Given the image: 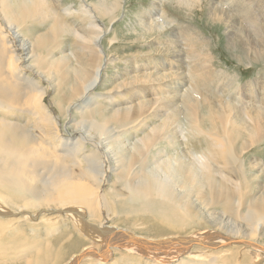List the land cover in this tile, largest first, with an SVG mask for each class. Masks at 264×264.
Returning <instances> with one entry per match:
<instances>
[{
	"label": "rangeland",
	"instance_id": "obj_1",
	"mask_svg": "<svg viewBox=\"0 0 264 264\" xmlns=\"http://www.w3.org/2000/svg\"><path fill=\"white\" fill-rule=\"evenodd\" d=\"M48 1L57 8V11L61 8V12L66 14L65 21L69 20L67 23L71 26L74 25L73 27H76L80 23L79 20L77 21L76 19H72V16L70 17L71 13L74 14L79 9V3L87 1L85 4L91 5V3L101 4L105 1L109 2L107 7L112 12L109 15L99 17L97 22L107 30L100 39V43L104 51V58L105 56L109 57L111 62L104 68L102 79L100 80L101 84L93 88L92 92L96 93V95L98 93L107 94V92H110L108 96L116 97L114 101L109 102L106 98H100L105 96L99 94L100 97L98 96L96 107L94 106L95 108H92V112L90 111L91 113L88 115L90 117H82L81 113H74L72 108H67L70 101L68 98L76 92L75 85L72 84V81L71 83L61 84L59 75H56L59 72L50 68L49 64L55 61L53 60L55 57L63 54L74 58L71 51L74 52V55H77L84 45H81L77 41L74 32L63 31V33L58 32V34L54 29L52 31V26L55 24L54 19L60 20L61 18H53L50 13L44 16L40 15L41 18L38 15L36 18L32 17L26 19V21H19L21 25H18L19 22L16 20L17 22L15 21V23L17 24L11 25V27L13 26L12 29L17 31L15 33L22 35V38L26 37L25 39L28 38L27 40L32 42L31 49H33L32 51L36 50V52L32 53L37 56V58L35 57L37 60L40 59L41 61V58H39L41 56L45 61L43 66L36 62V68L39 71L45 68L46 72L42 71V73L43 75L46 74L45 78L47 80L43 76L39 77L32 74L33 72L29 73V75H32L33 80L38 81V85L47 91L43 103L47 112L54 116L53 118L59 127V130L54 129L53 131L61 134L59 137L63 139V137L66 138V135L69 136L68 132L70 133L73 129L72 125H75L78 131L73 132V134L71 133L72 137L70 140L73 143L77 137L81 139L83 137L92 138V143L96 142L94 144L96 146L99 145V149L94 148L90 144L91 140L89 144H84L88 145L89 150L95 149L98 151V157L100 158L96 159V163L102 164V169H105L107 166L111 168L110 165L116 159L120 160L122 159V155L128 156L131 154L132 145L134 143L138 144V140H141L148 133L155 135L156 142H153L152 152L163 150V154L165 155L141 169H152L150 172L155 179L157 178L155 181L158 183V186L165 188L163 193L166 192L172 200L178 201L180 199L176 204H171L176 209V213H173L172 210H169L168 213L165 211V205H168L169 201L163 197L158 198L157 196H153L152 198H148L146 202H154V205L146 203L148 205V208H146L144 207L145 200H140V202H137L138 200L136 199L133 200L129 188L123 185L121 180H118L113 171L112 173L107 172L105 177H103L104 179L100 187L102 193L106 192V198L101 197L103 208L100 203L99 211L101 212H99L98 219H101L100 217L105 218L106 216L108 222L119 226V228H127L141 237L152 240L165 239L168 236H185L188 233L217 230L219 234L232 235L233 233L239 236H248L264 247V219L262 218L263 220H258L257 222H249L244 217L247 206L250 205L249 202L255 197L264 196V113L257 112L259 107L264 106V103L257 99V96H260L258 91L264 89V54H261V52H264V0H235L231 6L230 4L224 6L219 2L214 4L210 0ZM212 8L214 9L210 10ZM217 9L221 12L218 15H212V12ZM245 14H252L254 17L245 16ZM249 21H252L254 26H250L247 23ZM22 23H25L24 26ZM51 23L54 24L52 25ZM5 25H7L6 21L0 16V27L5 28ZM19 26L20 28L23 27L24 30L22 29V31ZM253 27H257V29L255 30ZM174 28L179 30V34L177 33L175 36L174 34L171 35ZM47 33L53 34L48 35ZM50 36L54 37V39L50 38ZM42 38H45L46 43L43 42ZM181 46L184 49L186 47L185 50L190 57L189 64L194 76V82L192 80L187 84L189 87L192 85L194 88V85H196L199 88L197 92L199 100L194 107L184 110L182 100L185 97L183 96L184 91L179 87L177 90L175 85H173L172 92L168 93V90L162 89L164 91L160 93H168L169 96H174L172 97L174 104L147 115L145 122L137 124V120L133 121V118H124L123 120V117L120 118V122L116 117L113 120L112 118H109L108 121L103 120L104 118H108L110 114H114L115 112L119 114L125 111L128 106H131L133 112H136L139 109L138 105H136L138 100L147 106L145 100L158 96V94L144 97L138 96V88L135 89L133 83H137L142 77L160 78L161 80L163 77H167L169 79L176 68L166 69L167 62L179 59L174 55V51L179 47L181 49ZM4 47L0 44V48ZM5 48L4 50L0 49V56L6 57L4 62L7 60ZM47 53H50L51 57ZM45 54L49 56L46 58ZM178 56L183 59V55ZM48 58L51 59L46 60ZM31 61L32 59L29 62ZM27 64L28 62L26 61L23 65ZM73 64L75 63L71 65ZM103 64L105 65L104 61ZM183 67L185 68L186 64ZM198 74L200 77H197ZM54 76L57 80L52 78ZM53 82L56 84L59 82L60 84L56 85ZM124 83H132L131 86L133 88H122L121 94H117L116 87ZM71 84L72 87L70 86ZM208 84H213L215 88L207 87ZM245 84H250L252 87L250 89L247 88L248 90L246 91ZM238 87L242 88L241 91L238 90ZM27 91L28 89L24 90V92ZM114 94L117 95L114 96ZM178 98H181L180 101ZM98 113H100V116L103 115V119H98ZM27 117L29 115H24L22 121ZM93 118L101 122V124H97ZM96 128H100L99 130L101 131ZM122 129L124 130L123 133L125 131L126 133L119 135ZM51 130L52 128L49 127L46 131L48 137H50V139H47L49 143L42 140L40 130L34 129L32 133L34 135L38 134V137L35 136V139H41L42 141L39 140V143H43L45 147L51 146V149L55 152L53 155L56 156L58 152L60 154L62 151H60L61 146L59 148L57 146L54 147L56 143L53 137L51 138L53 136L50 133ZM117 130L119 131L116 132ZM96 139L98 140L96 141ZM224 139H226V143L222 148ZM109 140H111V144L109 143L104 146L105 142ZM168 142L170 146H168ZM67 146H63L64 150L67 149ZM68 147H71L67 149L70 151L68 155L73 160L75 159V164L77 163L76 166H78L73 168V172L82 175L84 174L83 170L91 166L93 169H89L95 174V171H97L96 163L92 161L88 164L87 160L82 156L83 151L80 149L74 150L72 146ZM210 147L222 148L221 155L219 156L222 165V168H219L220 170L212 168V159L208 153V151L212 150ZM55 148L58 151L57 153ZM95 153L93 154L95 155ZM85 154H88V152H85ZM91 154L88 157L92 158ZM53 155L50 157L51 160L54 158ZM181 158H183V161L190 159L189 162L194 163L198 174L212 172V176L216 180L222 179L223 176L228 178L226 194L230 198L229 202L226 203L224 201L223 194L216 196L217 199L210 198V196L202 199L198 196L200 200L197 202V196L193 188L188 183H184L182 177L180 178L176 175L174 168L173 170L167 169L168 165L176 167L177 164L175 165L174 162L176 159ZM166 159L167 161L163 162ZM47 161L49 160L47 159ZM57 161L62 162L63 165H57V162L55 164V161H51V165H44L42 167L46 166L45 168L39 169L38 177L41 182L39 181V184H36L38 189L43 190L44 187H48L51 180L53 182L54 176L57 173L63 171L64 174L66 169L71 165L69 160L61 161V159H57ZM134 163L135 161L131 160L129 166H133ZM67 171L73 173L71 170ZM82 178L81 183H86L89 180V184L95 185V177L90 180L83 175ZM41 184L46 185L42 186ZM212 184L214 188L219 186L217 182ZM114 191L124 196H117L114 199L109 196L111 200L110 207L112 209L108 213L105 200L108 197V192L113 193ZM169 191L172 193V196L169 194ZM0 193L4 195L7 193V190L0 186ZM237 195L241 198H239L240 202L236 201ZM181 200H186V204H182ZM242 200L244 201L242 202ZM142 201L143 203H141ZM1 202L3 201L0 198ZM259 202L263 203L260 198ZM29 211L34 212L35 208L29 209ZM53 215L55 214H40L39 218L50 219L55 217ZM56 217L55 220H52L57 221L56 225L50 224L52 223L50 219L38 225L37 228L43 225H46L48 228H56L57 226L60 228L62 223L63 225L61 226L64 227L67 219L64 214H56ZM94 218L96 219V217ZM90 219V221H95L92 218ZM251 223L255 224L252 226ZM22 225V228L28 231L27 226ZM33 233L44 240L56 239L58 237V234L47 235L43 229H35ZM62 234V239H65V242L68 241L70 232L66 229V235H64V232ZM251 234L254 236H250ZM22 239L23 241H27L29 238L26 235H22ZM163 241L171 242L167 239ZM82 243V240L79 241V245L76 248L80 247ZM6 246H9L12 257H17L10 264H26L25 259L19 258L21 255L20 242L16 240L15 243L11 244L8 239L4 238L0 242V249L2 250ZM9 249H6L5 253L9 252ZM116 252H120V250ZM126 254L131 255L129 253ZM66 256L61 259V263L57 262L59 257L53 256L50 264H62L63 261L68 262L70 255L67 253ZM110 258L104 264H143L140 259L129 256L122 257L121 254L117 259L114 254ZM127 258H130L128 262ZM263 258V252L253 255L252 247L245 244H231L216 249L194 245L193 251L188 256L183 253L179 261L188 260L190 263L184 261L186 264H264ZM79 264L98 263L94 259L89 258L83 259Z\"/></svg>",
	"mask_w": 264,
	"mask_h": 264
},
{
	"label": "bare ground",
	"instance_id": "obj_2",
	"mask_svg": "<svg viewBox=\"0 0 264 264\" xmlns=\"http://www.w3.org/2000/svg\"><path fill=\"white\" fill-rule=\"evenodd\" d=\"M210 1L213 2L214 4L219 2L222 3L224 6L227 4H230L231 6L235 0H210ZM85 3L82 2L79 3L80 6L79 9L76 10L74 14L71 13L70 17L72 16V19H76L77 21L79 20L80 22L79 25H77L78 27L77 26L73 27L74 25L71 26L69 23H67L69 20L67 22L65 21L66 14L61 12V8L59 11H57V8L54 5H51V3L48 0H16L14 2L12 0H0V16L7 23V25H5V28L0 27V44L5 47L7 46V48L4 47L6 49L5 51H6L7 60L4 62L6 57L4 58L0 56V186L7 190V193L4 195L0 193V198L3 201L0 203V242L4 238L8 239L9 243L11 244L15 243L16 240L20 242L21 255L19 256V258L25 259L26 264H50L51 258L53 256L59 257L57 262L61 263L62 261L61 259H63L67 253L70 255L68 262L63 261L62 264H79L83 259H89V258L94 259L98 264H104L112 254L115 255L116 259L120 254L122 257L129 256L135 259H140L143 264H186L185 262L190 263L188 260H184L185 262L182 260L179 261L183 253H185V255L188 256L193 251L194 245L199 246L197 244L190 243V241L199 240L198 238H200L202 234L205 235L204 233L206 234H211L213 232L218 233L217 230H213L211 232H209L208 230L199 233H188L185 236H178V235L168 236L165 239L171 241L169 242V241H163L165 239L152 240V239L144 238L135 234L134 232H132L127 228L126 229H123V227L119 228V226L111 222H108V218L106 216L105 218L100 217L101 219H98L99 212H101L99 211L100 203L101 206L103 205L102 204L103 201L101 197L104 198L106 195V192L102 193V191L100 190L101 184L103 182L102 180L104 179L103 177H105V174L107 172L112 173V171L116 174L118 180H121L122 184L125 185L127 188H129L133 200L136 199L138 200L137 202H140V200L143 201L145 200L144 207L148 208V205L146 203H150L151 205H154V202H146L148 198H152L153 196H157L158 198L163 197L168 199L169 201L168 205L167 204L165 205V211L168 213L169 210H172L173 213H176L175 212L176 209L171 204H176L180 199L178 201L177 200L175 201V199L172 200L171 197L166 194V192L163 193L165 188L163 186H158V183L155 181L157 178L155 179L152 176L153 174H151L150 172V170L152 169L149 170H146L147 168L144 170L141 169L147 164H151V162H155L165 155L163 154L164 152L163 150H155L154 152H152L153 142H156L154 137L155 135L148 133L141 140H138L139 141L138 144L134 143L132 145L131 154H129L128 156L122 155L121 156L122 159L120 160L116 159L114 162L112 161L113 163L112 165H110L111 168L107 166L105 169H102L101 168L102 164L99 165V163L98 164L96 163V159L100 158L98 157V151H96L95 149L89 150L87 147L88 145L84 144V143L89 144L91 140L90 144L94 148L99 149L98 147L99 145L97 144L98 146H96L94 144L96 142L92 143L93 141L92 138L83 137V139H81L80 137H77L73 143V141L70 140V138L72 137L71 135L73 134V132L78 131L75 125H72L73 129L70 131V133L68 132L69 136L65 134L66 135L65 137L68 139L64 137L63 139H60L59 136L61 134H58L57 131L56 132L53 131L54 129L59 130V127L55 119L53 118L54 116L49 114L47 112V109H45L43 100L45 99L47 91L46 89H43L42 86L40 87L38 85V81L33 80L32 75L31 76L29 75V73L33 72L32 74L38 75L39 77L43 76L45 78L46 74L43 75L42 73V71H45V68L43 70L41 68L42 71H39L36 68L37 67L36 62L37 64L43 66L45 64V61L44 59H42L43 57L41 56L39 57L41 58V61L40 59L38 60L36 59L37 56L34 53H32V52H36V50L32 51L33 49H31L32 42H30V40H27L28 38L25 39L26 38L25 36H24L25 38H22L21 37L22 35H20L19 33H15L17 31L12 29L13 26L11 27V25L17 24L15 23L16 20L18 22L19 21L21 22L23 20L26 21V19L32 17L36 18L38 15L44 16L50 13L53 18H58V17L61 18L60 20L54 19L55 24L51 23L52 25L54 24L52 26V31L54 29L57 33L58 32L63 33V31L74 32L76 37L75 36L73 37L77 38V41L81 45H84L77 55H74V52L71 51L75 59L69 57V55L63 54L55 57L53 59L55 61L49 64L50 68H52L54 71L59 72V74L56 73V75H59L61 84L62 83L66 84L67 82L71 83L72 81V84L75 85L76 92L73 94V96L68 98L70 101L67 105V108L69 109L72 108L74 113L75 112L81 113L82 117H90L88 115L92 112L91 109L92 108L94 109L96 107L95 105L98 103L99 94L105 96V97L99 96L100 98H106L109 102L115 100L116 97L113 98L108 96L110 92H107V94L98 93V95L92 92L93 88L101 84L100 80L102 79L104 68H106L105 66L111 62L109 57L105 56L104 58V51L100 43L101 42L100 39L104 36L107 30L104 28V26H101V24L97 22V19L99 17L109 15L112 11L107 7V4L109 3L108 1H105L104 3L101 4L91 3V5ZM214 8L210 10H213ZM220 12L221 11L217 9L212 12V15H218ZM41 16L39 18H41ZM245 16L254 17V15L252 14H245ZM20 22L18 25H21ZM247 23H249L250 26H254L252 24L253 23L252 21H249ZM253 28L255 30L257 29V27H253ZM20 29L22 30L23 27ZM49 31L51 32V30ZM178 32L179 30L174 28L171 35L174 34L175 36ZM41 35L43 36V34ZM50 38L54 39V37L51 36ZM34 39L36 40V38ZM43 42L46 43L45 38L43 39ZM4 48H0V49L4 50ZM185 49L182 46L181 49L179 47L176 51H174V55H176L179 59L167 62L166 69L172 67L176 68L169 79L167 77H163L162 80L160 78L142 77L141 80H139L137 83H133V85H135V89L138 88L137 95L140 97H144L152 94L154 95L158 94V96H154L151 99L145 100L147 106L145 104L140 103V101L138 100L136 105H138L139 109L136 112H133L131 106H128V108L125 109V111H122L119 114L115 112L114 114H110L108 118H104V119L102 118L103 115L100 116V113H98L97 115L98 119L100 118L103 119L104 121H108L109 118H112L113 120L114 117H116L117 119H119L120 122V118L123 117V120L124 118L125 119L133 118V121L137 120L136 122L137 124L140 122H145L147 120L146 118L147 115H150L162 109L163 107H168L174 104L172 100V97L174 96L168 95L169 92H172L173 85H175V88H177V90L179 87L184 91L183 96L185 97L182 99L184 110L185 109L188 110L189 108L194 107L199 100L197 98L198 95L197 92L199 91V88L196 85H194V88L192 87V85H190L189 87L187 84L192 80L194 82V76L192 75L193 72L189 64L190 57L187 55ZM50 53L47 54L50 55ZM47 54H45L46 58L49 56V55L47 56ZM261 54H264V52H261ZM178 55H183L182 57L183 59H181ZM31 59L32 61H34V63H32V61L29 62ZM49 59L51 58H48L46 60ZM26 61L28 62V64L23 65L24 62ZM103 61L105 62V65L103 64ZM72 63L75 64L71 65ZM185 64L186 67L184 68L183 65ZM188 64H189V68H188ZM197 77H200V75L198 74ZM52 78L56 79L55 76ZM45 79L47 80V78ZM72 84L70 85L71 87ZM185 84L187 85L183 87ZM67 85L69 86V84ZM131 85L132 83H124L121 86L116 87L115 90L117 91V94H121L120 92L121 90L128 87L133 88ZM212 86L213 84L207 85V87L214 89L215 86L213 87ZM250 87H252V85L245 84L246 91L248 90L247 88L250 89ZM25 89H28L27 91L28 93L24 92ZM162 89L168 90V93L161 94L164 91ZM241 89L242 88L238 87V90L241 91ZM258 93L260 96L259 97L257 96V99H259L262 103H264V89L259 90ZM117 94H114V96ZM178 99L180 101L181 98ZM67 108L65 109L66 112H67ZM257 112L264 113V106H261V108L259 107ZM24 115H29V117H27L26 119H24V121H22ZM93 120H95V118H93ZM95 121L97 122V124H101V122L97 120ZM30 123L32 124L30 125ZM49 127L52 128L50 133L51 135H53L50 136L51 138L53 137L56 143L54 144V147L57 146L59 148V146H61L60 151H62V153L60 154L55 148L56 153L58 152L56 156L53 155L55 154V152L51 149V146L45 147L43 143L38 142L39 140L47 141V139H50V137H48V134L46 133ZM34 129H37V131L40 130V133H42L41 134L42 140L35 139V136H37L38 134L36 133L37 135H34L32 133ZM118 131L119 130H117L116 132ZM120 131L121 132H119V135L126 133V131L123 133L124 131L123 129ZM97 140L98 139H96V141ZM109 143L111 144V140L105 142L104 146ZM225 143H226V139H224L222 143V148L224 147ZM62 145L64 147L67 145L72 146V149L74 150L80 149L81 151H83L82 156H84L88 164H90L92 161L96 163L95 164L97 165V171H95L96 175L92 173L91 170L93 168H91V166H89L91 170L89 168L88 169L83 168L85 170H83L84 174L82 175H78L77 173H74L73 168H76L78 166H76L77 163L75 164V159L73 160V158L68 155L70 151H68L67 149H70L71 147L67 146V149L64 150V147ZM168 146H170L169 142H168ZM210 148H212V150L208 151V153L210 154L212 159L211 161L213 165L212 168L214 169L222 168L221 162L219 160V156L221 155L222 148L219 147H210ZM85 152H88V154H85ZM92 152L93 153L96 152L97 154L95 153L94 155ZM90 154L92 158L88 157ZM52 155L54 156V158L51 160L50 157ZM183 158L176 159V161L174 162L175 165L177 164L176 167H171L170 165H168L167 169L169 168L173 170L174 168L176 170V175L180 178L182 177L183 182L186 184L188 183V185H190V187L193 188V190L195 191L194 193L197 196L196 199L197 202L198 200H200L198 196H200V198L202 199H205L207 196H210V198L217 199L216 196L221 194H223L224 201L226 203L229 202L230 198L227 197L226 194V186L228 184V178L223 176L222 179L216 180L213 178L212 172L198 174L196 171V166H194V163L189 162L190 159L188 161L187 160L183 161ZM47 159L49 161H47ZM57 159H61V161L69 160L70 161L69 163H71L70 167L65 165L68 167L65 171L66 173L64 172L63 174V171L61 173H57V175L54 176L55 178L53 182L51 180V183L48 187H44L43 190L38 189L36 184H39L40 181L38 177L39 169L45 168L46 166L42 167L44 165H51L52 163L51 161H55V164L57 162V165L60 164L63 165V163L62 162L60 163L59 161H57ZM131 160H134L135 163L133 164V166L130 167L129 162ZM165 161H167V159L163 160V162ZM132 169L133 172L131 173ZM67 170H71L73 173H69V171ZM145 171L147 172L145 173ZM147 174L148 176H146ZM83 175L88 177V179L90 180L91 178L95 177L94 178L95 181L92 179L95 182V185L89 184L88 183L89 180L86 183H81V179H83L82 178ZM115 181L117 182L116 178ZM214 182H217L219 186H216L214 188L212 184ZM169 194L172 196V193L170 191ZM109 196H111V198L114 199L117 196L121 197L124 195L118 194L115 191L113 193L108 192V197L105 200L108 213L109 210L112 209L110 207L111 200ZM182 198H187V197H182ZM239 198H240L239 195H237V199H236L237 202L238 201L240 202ZM259 198L263 201V203L259 202ZM143 201L141 203H143ZM243 201L244 200H242V202ZM141 203H139V205H141ZM181 203L186 204V200H181ZM249 203L250 205L247 206L246 212L245 213L243 212L244 217L249 222H257L258 220H263L264 196L260 195L259 197H255ZM32 208H35L34 212L29 211V209L31 210ZM155 209L157 210L156 207ZM61 210L66 211V213H61L64 214V216L67 218L64 227L61 226L63 225L62 223L60 225V228H58L59 226H57L56 228L55 227L48 228L46 227V225L37 228V226L43 222L45 223L50 219H51L50 222L52 220H55L57 218L55 212ZM50 211H55L52 213L55 214L53 215L55 217H52L50 219H42L43 217L39 218L40 214H48L50 213ZM94 217H96L97 220ZM90 218L94 219L95 221H90L91 220ZM22 224L27 226L28 231L22 228L23 227ZM50 224L56 225L57 221H52V223ZM94 227L100 229L106 227L112 228L115 229L116 232L112 237L102 236V238H100L98 237V233L95 232ZM65 228L70 232L69 240L66 242L65 239H62L63 237L62 233L64 232V235H66ZM35 229H43L47 235L58 234V237L56 239L44 240L42 237H39L37 236V234L33 233ZM22 235H26V237H28L29 239L27 241H23ZM222 235L223 236L220 237L221 239L224 240L237 238L246 243H250V245L245 243L243 244L252 247L253 255L254 254L257 255L260 252H263L264 254V247L259 245L257 242L253 241V239H251L248 236L244 237V235L239 236L233 233L232 235H226V234H222ZM250 236H254V235L251 234ZM81 240L83 241L82 245L76 248L79 245V241ZM141 241L142 242L147 241L148 244L142 246ZM134 242H136V244L139 247H134L133 245H130V243L133 244ZM187 242L189 244H187ZM221 242L224 241L221 240ZM172 244H176V245L179 244V245L171 247ZM182 244H184V247L181 246ZM168 245H170L171 248L163 249V247ZM155 246L156 248H154ZM202 247L206 248L204 246ZM6 249H9V246L4 247L2 250L0 249V259H5V260H0V264H10L17 259L16 256L12 257L10 249L9 252L5 253ZM117 250H120V252H116ZM152 250L155 251L152 252ZM126 253H129L131 255H128ZM157 253H165V254L158 255ZM129 259L130 258H127V262ZM54 264H58V263H54Z\"/></svg>",
	"mask_w": 264,
	"mask_h": 264
},
{
	"label": "water",
	"instance_id": "obj_3",
	"mask_svg": "<svg viewBox=\"0 0 264 264\" xmlns=\"http://www.w3.org/2000/svg\"><path fill=\"white\" fill-rule=\"evenodd\" d=\"M53 212H55V211H50V213H48V214H52ZM55 213L56 214H61V213H66V211L61 210V211H57ZM94 229H95V232L98 233V237H100V238H102V236L103 237H112L114 235V233L116 232L115 229L107 228V227L106 228H102V229L94 227ZM220 236H223V235L213 232L211 234L201 235L200 238H198L199 240L190 241V243L197 244V245H199L201 247L204 246V247L209 248V249H216V248L227 246V245H231V244H243V243H245V244H249L250 245V243H246V242H244L242 240H239L237 238L225 239L224 240V239H221ZM221 240H223L224 242H221ZM141 244H142V246H144V245H147L148 242L147 241H145V242L141 241ZM187 244H189V243L187 242ZM130 245H133L134 247H139L136 244V242H134L133 244L130 243ZM170 245L163 247V249H169L171 247L178 246L179 244L178 245L172 244L171 247H170ZM181 246L184 247V244H182ZM154 248H156V246ZM153 251H155V250H152V252ZM157 254L158 255L159 254L163 255L165 253H157Z\"/></svg>",
	"mask_w": 264,
	"mask_h": 264
}]
</instances>
